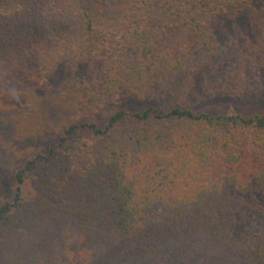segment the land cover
Returning <instances> with one entry per match:
<instances>
[{
  "label": "trees",
  "instance_id": "obj_1",
  "mask_svg": "<svg viewBox=\"0 0 264 264\" xmlns=\"http://www.w3.org/2000/svg\"><path fill=\"white\" fill-rule=\"evenodd\" d=\"M200 72L243 103L264 89V0H0V101L54 76L82 91L46 133L41 110L14 124L45 145L0 206V264H264V112L196 109Z\"/></svg>",
  "mask_w": 264,
  "mask_h": 264
},
{
  "label": "rangeland",
  "instance_id": "obj_2",
  "mask_svg": "<svg viewBox=\"0 0 264 264\" xmlns=\"http://www.w3.org/2000/svg\"><path fill=\"white\" fill-rule=\"evenodd\" d=\"M247 17H242L241 19L236 20L233 23L234 31H231L229 34L236 38V43L238 45H246L249 43L248 41H254L257 39V36L254 34L248 33L247 29L250 27L251 29L254 28L255 25V17L252 14L246 15ZM237 29H240L239 33L237 34ZM240 36V34H242ZM252 33V32H251ZM233 34V35H232ZM232 37L229 35H225V50L221 53V58L225 61V64L222 65L221 69L226 71L231 64L236 63V59L239 60V56L237 53L233 55V52L240 51L239 49H234L235 47H230V42ZM189 40V39H188ZM185 50L184 52H191V49H188V45H183ZM168 49L165 46V50ZM164 52V51H163ZM168 53L172 55V51L169 50ZM194 53V52H193ZM192 54V53H191ZM200 54V53H199ZM198 54V58L196 59L192 54V60L190 64H193L195 61L197 62L199 59L208 60L209 56L205 54ZM166 55V54H165ZM83 79L89 80V75H82ZM205 82V78L201 74V72L195 77V83L190 88L188 96H191V102L195 103V108L199 110L208 111L211 114H233V113H263L264 112V89H258L252 92L253 96H248L247 99L252 98L250 103H243L242 100L246 99V96L242 95L244 98H230V96H223V95H214L212 93H208L203 86ZM93 89V87H92ZM93 91V90H92ZM77 93V94H76ZM26 95L28 98L27 101H24L25 104L23 105L20 103V99H17L16 96H23ZM80 95H82V91L78 93L74 82H67L63 79L54 76L53 79L49 80V82L40 87V86H24L19 88L13 97H6L0 101V160L3 162V151H9V161L5 165L0 166V206L2 203L11 200L14 197L13 187H14V175L16 171L28 160L30 152L32 149L36 151L45 145V141L43 140V135L40 136H32V137H24L16 135V131L14 129V124L18 127L17 121L24 120L29 118V113L31 110H41V112L45 115L46 123L38 120L39 126L42 127L43 130L41 132L46 133L45 127L51 129L50 126L53 123V120H56L55 126L62 124L60 118L59 105L60 103L67 106V109L71 111L72 114L76 113L75 102L77 103L80 101ZM128 102L130 107H142V103H138L134 96ZM176 97L178 95L176 94ZM168 99V97H167ZM259 100V102H258ZM31 101V102H30ZM39 101L43 102V106L39 104ZM71 104L73 107L71 108ZM67 114H64L65 116ZM52 122H48L51 117ZM78 114V113H77ZM37 122V121H36ZM37 122V123H38ZM47 129V130H48ZM53 130L47 133L49 137L52 135ZM13 149H15V154L13 153ZM2 163H0L1 165ZM62 238V236H61ZM63 239V238H62Z\"/></svg>",
  "mask_w": 264,
  "mask_h": 264
}]
</instances>
